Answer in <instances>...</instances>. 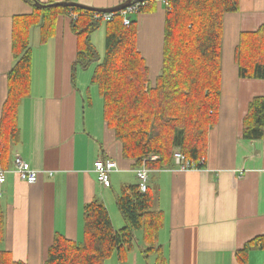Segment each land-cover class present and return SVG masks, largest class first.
Returning <instances> with one entry per match:
<instances>
[{
	"label": "crops",
	"instance_id": "0c3cea01",
	"mask_svg": "<svg viewBox=\"0 0 264 264\" xmlns=\"http://www.w3.org/2000/svg\"><path fill=\"white\" fill-rule=\"evenodd\" d=\"M69 1L111 8L127 0ZM31 13L32 7L23 0H0V121L7 76L15 65L12 21ZM165 20L160 4L152 12L138 14L137 45L151 80L162 69ZM263 24L264 0H240L239 10L225 16L219 122L209 132L204 169L178 171L174 162L150 169L154 208L165 216L159 244L169 264H264V246L257 241L250 245L245 262L240 254L264 235V137L243 138L249 104L264 96V80L241 79L235 63L241 34L256 32ZM102 35L105 31L91 37L92 43L93 39L99 43L100 52ZM39 40L40 30L35 39L31 35V94L19 108L21 139L12 157L20 156L40 174L37 183L29 185L11 172L1 187L6 220L2 249L25 264H44L58 234L80 243L84 208L93 201L102 202L115 227L121 228L124 222L116 196L123 185L138 183L134 162L124 157L122 143L106 126L103 103L92 84V68L77 69L73 78L77 37L69 17L58 18L55 36L47 43ZM99 159L118 165L110 187L100 184L94 173ZM108 264L148 263L135 250L127 262L115 257Z\"/></svg>",
	"mask_w": 264,
	"mask_h": 264
},
{
	"label": "trees",
	"instance_id": "16d2710c",
	"mask_svg": "<svg viewBox=\"0 0 264 264\" xmlns=\"http://www.w3.org/2000/svg\"><path fill=\"white\" fill-rule=\"evenodd\" d=\"M23 1L32 7V13L17 15L12 21L15 65L7 76V96L2 107L0 169L14 165L13 147L21 139L19 108L30 96L32 85V32L39 29V43H47L55 36L60 16L69 17L71 30L77 37L73 78L77 69L88 70L98 63L92 84L102 100L106 126L122 143L124 157L132 160L136 169L153 156L158 160L147 161L149 169L169 167L176 150L194 163L206 159L209 132L219 122L221 107L224 19L239 10L240 0H171L169 8H164L162 69L154 80L150 79L149 67L138 50L137 20L131 18L127 27L119 12L111 21L104 22L97 19L102 13L69 7H36L33 0ZM64 1L69 2H38L49 5ZM157 4L159 0L140 3L136 14L152 12ZM103 25L105 58L100 62L91 36ZM235 63L241 79L264 80V24L256 32L241 34ZM263 137L264 96H257L250 102L244 118L243 138ZM154 201L150 189L143 193L138 183L123 185L116 196L124 222L121 228L115 227L102 202L89 203L84 208L83 240L79 243L56 235L44 264H106L115 257L125 263L137 245L148 264H169L159 244L165 216L154 208ZM5 225L0 200V264H25L2 249ZM138 232L142 234V245L136 236ZM256 241L264 246V235L240 253L242 262Z\"/></svg>",
	"mask_w": 264,
	"mask_h": 264
},
{
	"label": "built area",
	"instance_id": "2783aa9c",
	"mask_svg": "<svg viewBox=\"0 0 264 264\" xmlns=\"http://www.w3.org/2000/svg\"><path fill=\"white\" fill-rule=\"evenodd\" d=\"M170 2L171 0H159V4L164 8H169ZM139 7L140 5L136 4L126 10L119 12V14L123 17V22L125 26L128 27L131 25V15L136 14L139 11ZM115 14L116 13L103 14V16H98L97 19L102 18L104 22L111 21ZM156 160H158L157 156H153L150 159H145L141 167L135 170L140 190L143 193L147 192L149 189V178L150 173L152 172V170L147 167L146 162ZM173 162L175 170L184 172L199 171L204 169V167L202 166L205 164L206 159H202L198 163H194L189 161L180 150H176L173 155ZM13 164V171H11L10 169H0V200L3 197L1 187L5 184V182L7 181V177L11 172L16 173V175H18V177L23 182H26L29 185H34L38 181L40 171L31 168L23 158L17 155L14 159ZM117 171L118 165L113 160L99 159L94 163V173L97 176L98 182L104 187L111 186V175Z\"/></svg>",
	"mask_w": 264,
	"mask_h": 264
},
{
	"label": "water",
	"instance_id": "95a60500",
	"mask_svg": "<svg viewBox=\"0 0 264 264\" xmlns=\"http://www.w3.org/2000/svg\"><path fill=\"white\" fill-rule=\"evenodd\" d=\"M35 3L36 7L42 6L43 8H53V7H69V8H79L85 11H91V12H96V13H102V14H111V13H118L120 11L126 10L135 4H140L144 3L150 0H127L126 2L116 6V7H111V8H96V7H90L86 6L80 3H75V2H57L54 4H49V5H42L39 3L37 0H33Z\"/></svg>",
	"mask_w": 264,
	"mask_h": 264
},
{
	"label": "rangeland",
	"instance_id": "374dc122",
	"mask_svg": "<svg viewBox=\"0 0 264 264\" xmlns=\"http://www.w3.org/2000/svg\"><path fill=\"white\" fill-rule=\"evenodd\" d=\"M69 2H71V1H69ZM131 18H132L133 20H137V19H138V14H132V15H131ZM101 31H102V33H103V31H105V27H104V25H103L101 28H99L97 31H95V32H96V33H101ZM95 32H94V33H95ZM94 33H93V34H94ZM38 35H39V29H35V30H33V32H32V39H35V37H38ZM91 37H92V36H91ZM101 40H102V44H103L102 52H100L101 47H99V45H98L99 43H96L97 41H95V40L93 39L94 43H92V44L96 47V49L98 50V53L100 54V62H103V60H104V58H105V51H104V49H105V36L103 37V35H102ZM91 42H92V39H91ZM97 64H98V63L91 65L90 68H92V70H91L92 72H94V69H95V67L97 66ZM90 68H89V69H90ZM94 89H95V88H94ZM95 90H96V89H95ZM136 236H137V239L139 240V244L142 245V234H141L140 232H138V233L136 234ZM136 250H140L139 245H137ZM152 259H153V258H152ZM109 261H110V260H109ZM109 261H107L106 264H108Z\"/></svg>",
	"mask_w": 264,
	"mask_h": 264
},
{
	"label": "bare ground",
	"instance_id": "6f19581e",
	"mask_svg": "<svg viewBox=\"0 0 264 264\" xmlns=\"http://www.w3.org/2000/svg\"><path fill=\"white\" fill-rule=\"evenodd\" d=\"M136 166V165H135ZM151 169V168H150Z\"/></svg>",
	"mask_w": 264,
	"mask_h": 264
}]
</instances>
